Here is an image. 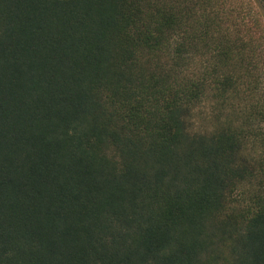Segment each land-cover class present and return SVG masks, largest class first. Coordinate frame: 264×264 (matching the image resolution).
<instances>
[{
    "label": "trees",
    "instance_id": "trees-1",
    "mask_svg": "<svg viewBox=\"0 0 264 264\" xmlns=\"http://www.w3.org/2000/svg\"><path fill=\"white\" fill-rule=\"evenodd\" d=\"M0 264H264V0H0Z\"/></svg>",
    "mask_w": 264,
    "mask_h": 264
}]
</instances>
